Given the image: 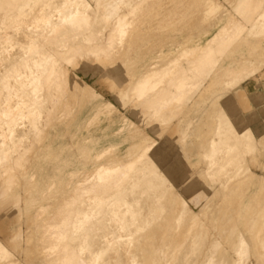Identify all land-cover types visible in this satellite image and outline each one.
<instances>
[{"label": "bare ground", "instance_id": "1", "mask_svg": "<svg viewBox=\"0 0 264 264\" xmlns=\"http://www.w3.org/2000/svg\"><path fill=\"white\" fill-rule=\"evenodd\" d=\"M107 61L120 67L78 83ZM256 76L264 0H0V201L23 205L0 209V264H264V175L246 161L264 132L239 130L216 96ZM188 109L206 110L179 175L207 189L198 209L134 119L187 148Z\"/></svg>", "mask_w": 264, "mask_h": 264}, {"label": "rangeland", "instance_id": "2", "mask_svg": "<svg viewBox=\"0 0 264 264\" xmlns=\"http://www.w3.org/2000/svg\"><path fill=\"white\" fill-rule=\"evenodd\" d=\"M55 2L59 3L60 0H55ZM190 10L191 9H188L187 11H185V16L189 15ZM199 18H200V16H198L197 18L193 17V20L197 21V20H199ZM137 44L139 46L140 43L138 42ZM107 67H110V70L115 71L120 67V62H116L113 64H111V62H109V61L103 62L100 64L92 62L91 65H89L87 68H85L86 70H81V69L77 70L76 73L78 75H80L77 77L78 83L81 86H85V85H93V86L95 85L96 86L95 81L98 80V78L101 76V74L103 72L101 70L103 68L105 69ZM83 74H85V75H83ZM253 80L258 85V88L260 90L261 95H258L256 93V90L250 91L247 94L248 97L246 99L238 100V102L236 103L237 106H231L230 108H228L229 115L232 118V120L234 121L235 126L238 129H242L246 124L254 126V125H257L261 121L264 122V83H263L264 78L256 76V77H253ZM97 89L105 97L109 98L110 100H112L118 104V101L116 100V96L114 94L109 93L106 90L100 89L99 87H97ZM233 92H234L233 90L226 89V90H223L220 94H217L216 96H218V98L222 101L223 105H225V104L227 105L225 107H228L230 105V103H234V102L228 101L229 96H231V93H233ZM209 106L210 105H208V104L203 105L204 108H207L206 110H208ZM244 107H248V108L244 109ZM190 109H188V111H186V113L184 114V118L189 119L191 117L189 119V125L186 126V128L189 131V135H190V138H188L189 139V142H188L189 146L187 148H184L183 146H181L179 144V142H177L176 144H173L174 142H172L166 138V133H167L168 129H170V127L160 125V126H158V128H157L158 130L156 131V129L153 127V125H151V124H149L148 126L145 125V123L151 117L150 113L146 114L144 112H141L139 115L136 116V118L134 117V119H135L136 123H139L140 125H142V128H144L145 130H147L149 133L153 134L157 138V143L155 146L156 149L158 146L163 145V149L160 152H156V154H155V161H156L157 165L159 166V169L162 171V173L169 180H171V182L175 185L176 189H178L179 193L188 201L189 205L191 207H194L195 209L196 208L198 209V207L203 202L204 198H206V196L204 197V195L202 196V194H204V192H206L207 189L206 188L203 189L204 187H202L201 184H198L196 186V192L195 193L193 191H187L186 190L187 185H182V183H180V177H179V175L182 174V172H180V171H182V169H183V164H184L188 154L191 153V148L192 147L196 148V145H198L200 143V142H198L201 140V138L199 136L201 134V131L205 128V125L201 126L200 122L202 121L203 117L205 116L206 110L202 109L201 111H199L198 114L191 115L190 113H192L193 111ZM122 111L124 112L125 115L132 117V110H130L129 108H124ZM67 127L68 126L61 127L62 131H65L67 129ZM252 130L257 135H260L262 132H264L263 131L264 129H258L257 128V129H252ZM198 138H199V140H198ZM62 140L65 142L70 141L69 135L66 133ZM193 142H196V144ZM201 142H202V140H201ZM174 145H175V147H174ZM73 150H74V148H73ZM263 153H264V150H263L262 154H259L254 159H252V157H246V161L249 162L250 167L252 169H254L257 173L264 175V154ZM250 161H252V162H250ZM162 165H163V167H162ZM30 173H31V171H30ZM191 182H194V179L191 180L189 183H191ZM7 198H8L7 200L4 199L5 202L3 201V199L0 201V202L4 203L3 205H2V203L0 204V209H4L5 207L9 208V206H10V208H12V210L7 209V211L5 212V217L7 218V217L11 216L13 211H14L15 215L16 214L19 215L21 206L23 207V205L18 204V203L14 204L13 203L14 201H12L13 198L9 199V198H11L10 196ZM207 238H208V241H206ZM207 238L205 240L207 242L206 244H205V242H203L204 241L203 239H205V238H203L201 241V245L203 247H206L213 240L214 237L213 236L210 237V235H209V236H207ZM9 249L14 250V247L13 246L9 247ZM200 255L201 256L199 257L198 262H199V260H201V258L203 256V252ZM250 263L258 264V260L254 255H252V257L250 259Z\"/></svg>", "mask_w": 264, "mask_h": 264}, {"label": "crops", "instance_id": "3", "mask_svg": "<svg viewBox=\"0 0 264 264\" xmlns=\"http://www.w3.org/2000/svg\"><path fill=\"white\" fill-rule=\"evenodd\" d=\"M248 83L249 82L247 81V82L243 83V85L241 86V92H242L241 97H238V95L236 94L235 91L233 93H231V98H233V101H231V102H234V103H230V105L228 107H226L227 112H228V108H230L231 106H237L236 103L238 102V100H244V99H246L248 97L247 94L250 91L256 90V93L258 95H261L260 94V90L258 88V85L256 84L255 81L253 82L254 83V86L253 87H248ZM243 86H244V88H243ZM247 88H248V90H245ZM246 108H248V107H244V109H246ZM228 114H229V112H228ZM246 128H251V129H257V128L258 129H264V123H263V121H261L257 125H254V126L253 125L246 124L242 129H239V130H244Z\"/></svg>", "mask_w": 264, "mask_h": 264}, {"label": "snow or ice", "instance_id": "4", "mask_svg": "<svg viewBox=\"0 0 264 264\" xmlns=\"http://www.w3.org/2000/svg\"><path fill=\"white\" fill-rule=\"evenodd\" d=\"M225 106H227V105L225 104ZM150 145H151V142L149 141L148 146H150ZM162 149H163V145H160L157 147V149H155V152H160ZM162 167H163V165H162Z\"/></svg>", "mask_w": 264, "mask_h": 264}]
</instances>
